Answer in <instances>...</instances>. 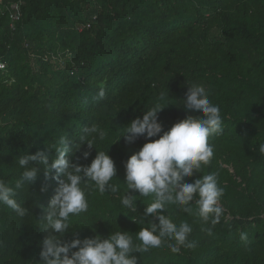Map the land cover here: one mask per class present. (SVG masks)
I'll return each mask as SVG.
<instances>
[{
	"label": "trees",
	"instance_id": "1",
	"mask_svg": "<svg viewBox=\"0 0 264 264\" xmlns=\"http://www.w3.org/2000/svg\"><path fill=\"white\" fill-rule=\"evenodd\" d=\"M0 58L6 63L0 69V179L9 186L24 170L21 156L40 150L51 163L68 137L73 162L87 165L96 150L83 144L76 151L82 128L95 124L107 133L94 147L109 149L120 192L88 190V211L71 218L63 240L73 232L106 238L119 227L135 236L148 226L147 219L138 221L151 197H135L137 213L120 204L124 163L147 141L130 143L122 135L161 93L167 100L158 119L165 131L197 115L185 112L182 99L188 84L199 83L219 105L224 130L209 138L210 164L184 182L218 173L223 214L212 226L167 206L164 214L174 223L192 225L196 247L173 253L168 244L175 241L166 240L137 253V264H264V0H0ZM101 87L105 97L97 101ZM57 187L42 169L34 184L18 190L26 216L0 204V264H37L45 235L39 219ZM190 207L196 209L195 200Z\"/></svg>",
	"mask_w": 264,
	"mask_h": 264
},
{
	"label": "clouds",
	"instance_id": "2",
	"mask_svg": "<svg viewBox=\"0 0 264 264\" xmlns=\"http://www.w3.org/2000/svg\"><path fill=\"white\" fill-rule=\"evenodd\" d=\"M209 95L203 84H188L182 106L186 113L194 111L197 115H187L166 131L158 119V114L166 108L161 103L167 100L164 93L143 111L142 118L136 117L128 123L122 136H126L130 143L139 137H144L147 142L124 163L126 191L120 196V204L123 209L137 213L138 200L135 197L152 198L144 209L143 219L138 221L143 224L147 219L148 226L141 227L135 236L119 227L106 238L96 235L81 239L73 232L74 238L62 239L72 229L71 218L88 211V190L94 186L102 195L120 192V186L112 183L117 177V169L108 154L109 149L97 150L94 147L97 140L104 141L107 136L99 125L82 128V143L76 149L78 151L83 144L89 149L95 148L96 155L90 164L73 162L71 153L74 145L68 137L61 138L59 146L55 147V159H51V163L49 156L40 150L21 156L18 164L24 170L15 186H9L0 179V204L12 209L19 217L26 216L28 208L17 202L18 190L25 184H34L42 169L46 178L51 176L58 180L55 194L39 219V231L45 235L39 241L41 251L37 264H137V253L160 248L166 240L175 241V244H168L173 253H178L181 246L188 249L196 247V242L189 239L192 225L186 220L174 223L164 211L167 206L174 205L197 216L204 224L215 226L220 222L223 209L219 201L224 189L219 184L218 173L200 176L191 183L184 182L185 178L199 173L202 166L210 164L214 148L209 138L221 135L224 130L220 107L209 99ZM104 97L105 90L101 87L94 99L99 101ZM259 152L264 155V144H260ZM89 155L90 152H83L85 160ZM129 190L138 195H129ZM41 191H46V187ZM194 200L195 210L190 207ZM205 230L212 234L211 228ZM240 240L247 244V233H241Z\"/></svg>",
	"mask_w": 264,
	"mask_h": 264
},
{
	"label": "built area",
	"instance_id": "3",
	"mask_svg": "<svg viewBox=\"0 0 264 264\" xmlns=\"http://www.w3.org/2000/svg\"><path fill=\"white\" fill-rule=\"evenodd\" d=\"M15 6H17V5H15ZM10 16H11V19L13 21H16L19 19L18 13H12ZM5 67H6V63L0 58V69H5Z\"/></svg>",
	"mask_w": 264,
	"mask_h": 264
}]
</instances>
